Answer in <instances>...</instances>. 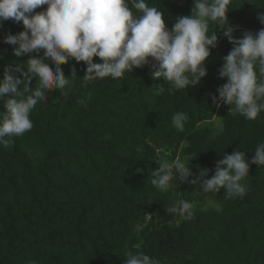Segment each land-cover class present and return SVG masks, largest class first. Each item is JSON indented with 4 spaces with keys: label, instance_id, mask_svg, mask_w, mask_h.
Here are the masks:
<instances>
[{
    "label": "trees",
    "instance_id": "obj_1",
    "mask_svg": "<svg viewBox=\"0 0 264 264\" xmlns=\"http://www.w3.org/2000/svg\"><path fill=\"white\" fill-rule=\"evenodd\" d=\"M127 3L135 13L132 0ZM145 3L164 13L171 30L177 17L191 15L195 0ZM228 11L237 39L264 28L258 19L264 0H231ZM23 30L22 21L0 22V80L8 66L15 76L21 75L17 65L27 72L29 56L17 57V46L5 42ZM214 32L218 43L204 62L207 75L181 90L154 80L149 65L85 86V63L61 62L65 76L76 69L69 95L46 90L30 113L31 131L13 137L9 148L0 144V264H125L129 250L160 264H264V166L250 163L264 143V110L254 121L230 109L216 117L212 97L227 82L219 69L233 45L209 21V37ZM32 55L43 57V50ZM256 72L259 82L258 66ZM3 104L0 99V112ZM177 112L188 116L183 131L171 123ZM235 150L250 163L242 197L227 199L225 189L205 193L178 176L167 192L151 184L158 160L182 158L194 174L189 180L204 168L210 179L216 161ZM181 199L193 205V219L166 211Z\"/></svg>",
    "mask_w": 264,
    "mask_h": 264
},
{
    "label": "clouds",
    "instance_id": "obj_2",
    "mask_svg": "<svg viewBox=\"0 0 264 264\" xmlns=\"http://www.w3.org/2000/svg\"><path fill=\"white\" fill-rule=\"evenodd\" d=\"M230 3L231 0H195L191 15L177 17L169 30L164 13L149 7L145 0H132L135 13L127 0H0V22L22 21L24 26L18 34H9L5 42L17 46L14 48L17 57L29 56L27 72L17 65L15 71L21 75L15 76L8 66L0 80V99L4 101V110L0 112V144L9 148L13 137L31 131L30 113L38 102L46 99V90L56 88L62 95H69L70 78L76 77V69L72 68L70 77L65 76L61 62L65 65L71 60L84 62L85 86L97 78L119 80L126 72L145 65L151 67L154 80L163 78L176 90L198 85L207 75L204 62L211 55L210 49L218 43L216 32L208 35L209 21L222 29L233 45L219 69V77L227 82L218 88L219 98L212 99L217 106L228 105L230 112L256 120L264 110V28L245 31L242 38H235L228 23ZM45 5V11L35 12ZM258 19L264 24V13L258 14ZM41 50L43 57L32 55ZM95 57L102 62H94ZM47 59L55 65L54 69L45 62ZM33 78H36L34 88ZM21 84H24L22 89L18 87ZM163 91V86L157 88V94ZM79 103L84 104V100ZM187 119L186 113L177 112L172 126L183 131ZM157 162L159 168L152 170L150 177L156 189L167 192L170 182L178 176L181 183L200 185L205 193L225 189V198L231 199L246 194L241 181L249 174V164L264 166V143L257 145L250 163L242 151L225 153L216 161L215 174L210 179L206 178V168L189 180L194 174L183 162ZM166 211L184 220L194 218L193 205L182 199L174 206H167ZM124 258L125 264H160L143 252L134 254L129 250Z\"/></svg>",
    "mask_w": 264,
    "mask_h": 264
},
{
    "label": "rangeland",
    "instance_id": "obj_3",
    "mask_svg": "<svg viewBox=\"0 0 264 264\" xmlns=\"http://www.w3.org/2000/svg\"><path fill=\"white\" fill-rule=\"evenodd\" d=\"M224 109H230L228 105H225V104H221L218 108V112L216 114V117H218L220 120H221V115H222V110ZM179 161L183 162L184 163V160L182 158H179L178 159ZM209 202V201H208Z\"/></svg>",
    "mask_w": 264,
    "mask_h": 264
},
{
    "label": "built area",
    "instance_id": "obj_4",
    "mask_svg": "<svg viewBox=\"0 0 264 264\" xmlns=\"http://www.w3.org/2000/svg\"><path fill=\"white\" fill-rule=\"evenodd\" d=\"M152 63H156V62L153 60Z\"/></svg>",
    "mask_w": 264,
    "mask_h": 264
}]
</instances>
